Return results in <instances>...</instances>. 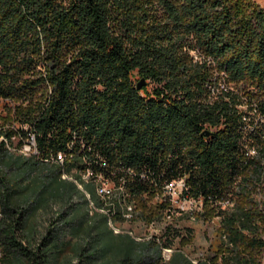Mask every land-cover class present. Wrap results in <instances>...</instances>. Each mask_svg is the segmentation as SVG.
Returning <instances> with one entry per match:
<instances>
[{
	"label": "trees",
	"instance_id": "trees-1",
	"mask_svg": "<svg viewBox=\"0 0 264 264\" xmlns=\"http://www.w3.org/2000/svg\"><path fill=\"white\" fill-rule=\"evenodd\" d=\"M0 119L7 260L145 264L154 242L161 254L155 239L114 232L108 214L62 177L76 167L95 206L109 208L95 175L79 173L92 167L106 180L123 177L147 220L167 209L164 196L147 199L183 177L198 215L220 216L216 256L194 264H264V198L256 197L264 193V6L256 0H0ZM31 134L37 152L20 153ZM72 141V160H46ZM55 199L64 207L35 242L30 219ZM166 233L171 245L175 233ZM180 263L193 264L179 252L171 264Z\"/></svg>",
	"mask_w": 264,
	"mask_h": 264
},
{
	"label": "rangeland",
	"instance_id": "rangeland-1",
	"mask_svg": "<svg viewBox=\"0 0 264 264\" xmlns=\"http://www.w3.org/2000/svg\"><path fill=\"white\" fill-rule=\"evenodd\" d=\"M261 5L264 6V0H256ZM140 79H137V82ZM2 110V109H1ZM4 115V111H3ZM0 123L2 120L0 119ZM10 122L5 123V127L9 126ZM2 138V136L0 137ZM14 143H17V140L14 138ZM28 143L24 144L18 151L23 154H27L30 151L28 149ZM32 152L35 153L34 149ZM78 169L76 167L72 170L71 173L75 174ZM34 174V172H33ZM72 174V175H73ZM70 175V173H69ZM63 177V176H62ZM69 179V178H68ZM111 184V183H110ZM256 197L264 198V193L262 191L258 192ZM146 198V196H145ZM162 201V194L156 196L155 198H148V203H155V201ZM186 209L187 206L184 202L182 203ZM63 202L60 199H55L50 206L48 207H39L35 210V213L32 215L29 227H33L35 230L32 234L33 240L37 242L40 234L45 233L48 228H54L55 217L57 213L62 210ZM195 216H191V212L175 213L172 216V219H168V215L161 214L162 217H154L152 219H115L114 224L121 230L120 232L131 231L132 236L137 241H155L160 243V240L167 241L166 229L171 227L175 235H169L172 237V250H161V254L158 255L155 251V242L146 249V253L151 256H146L145 264H171L173 257L176 253H182L186 259L191 263H200L204 261H211L213 257L216 256L217 246L221 238L218 232L219 219L220 216H213L210 218H204L199 216L198 213L201 211L202 206L199 201L197 205L193 208ZM117 222V223H116ZM71 242L73 239L68 237ZM70 245V244H69ZM71 248L68 246L66 251L67 254L71 253ZM76 258H72V261H75ZM219 260V258H218ZM0 264H22L17 260H7L2 252L0 244ZM185 264V263H180Z\"/></svg>",
	"mask_w": 264,
	"mask_h": 264
},
{
	"label": "built area",
	"instance_id": "built-area-1",
	"mask_svg": "<svg viewBox=\"0 0 264 264\" xmlns=\"http://www.w3.org/2000/svg\"><path fill=\"white\" fill-rule=\"evenodd\" d=\"M66 147H69L68 143ZM32 149H36V146L34 136L31 134L28 140V149L26 150L32 151ZM73 149L74 148H71V155H74ZM64 159L65 157L62 156V150L52 153L49 158H46V160L58 163L60 165H62V161ZM127 171L129 173L133 172L132 169H127ZM84 174L95 175L98 183L101 184V189L106 192V198L113 200V198H116V196H123L124 203L126 204V214L139 215L136 207V200L130 197V193L125 186V179L123 177H120L117 181L113 179V184H102V177L104 176L101 173L94 174L92 167H85ZM143 176L144 174H142L141 177ZM162 188V196H167L168 219L171 220L175 213L183 212H191V216H195L193 208L197 205L199 200L193 197H188L184 194L183 191L187 190V186L183 177H178L166 182ZM183 202L188 205L187 209L182 204ZM158 244L163 250H172V244L165 245L164 240H160V243Z\"/></svg>",
	"mask_w": 264,
	"mask_h": 264
},
{
	"label": "bare ground",
	"instance_id": "bare-ground-1",
	"mask_svg": "<svg viewBox=\"0 0 264 264\" xmlns=\"http://www.w3.org/2000/svg\"><path fill=\"white\" fill-rule=\"evenodd\" d=\"M73 144H74L73 141L70 142L68 144V146H69L68 150L62 151V156L65 157V159L62 161V165H64L66 160H72V158L74 156V155H71V148H73ZM34 151L37 152L36 149H34ZM79 173L82 175L83 180H85V181L91 180L90 175L84 174V172H79ZM62 176L64 178H69V179L73 180L78 185V187L85 192L86 196L90 200V207L91 208L98 209V210L108 214V223L111 226V228L114 230V232L119 233L121 230L113 223L114 222L113 218L124 219V220H129V219H131V220L135 219L136 220V219L142 218V217L140 218L138 215L126 214V204L124 203L123 196H116V198H113V200H111L110 198H106V192H104L101 189V184L98 183L97 179H95V191L101 197V199L104 201L103 204L109 205L108 206L109 208H107V206L101 207V208L95 206V204L91 200L90 193L86 189H84L83 182L76 179L71 173L69 175V173H66L65 171H63ZM110 183L113 184V181L106 180V179L102 178V184H110ZM143 196H146V192L143 193ZM163 200L167 201V196H164ZM110 208L112 209V211H110ZM165 214L168 215V208L166 209ZM154 220H153V223H154ZM127 233L132 235L131 231H127Z\"/></svg>",
	"mask_w": 264,
	"mask_h": 264
},
{
	"label": "water",
	"instance_id": "water-1",
	"mask_svg": "<svg viewBox=\"0 0 264 264\" xmlns=\"http://www.w3.org/2000/svg\"><path fill=\"white\" fill-rule=\"evenodd\" d=\"M145 78H141L138 82H137V84H136V87L138 88V89H140L144 84H145ZM210 134V130H208V129H205L204 131H202V135H204V136H208Z\"/></svg>",
	"mask_w": 264,
	"mask_h": 264
}]
</instances>
